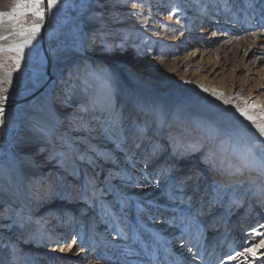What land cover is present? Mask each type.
<instances>
[{
    "label": "rangeland",
    "instance_id": "obj_1",
    "mask_svg": "<svg viewBox=\"0 0 264 264\" xmlns=\"http://www.w3.org/2000/svg\"><path fill=\"white\" fill-rule=\"evenodd\" d=\"M147 1H129L131 12H134L133 14L136 17L134 21L138 23L140 20L142 23L131 34V40H126L120 48H111V55L108 57H111L113 63L110 60L103 61L102 64L87 60V58L92 57L94 45H97L95 38L91 39L92 35L88 25V18L94 12L96 0H59L57 7L50 13L46 32L48 50L51 54V60L55 59L63 62V65L59 67L52 66L54 76L52 82L54 84L35 100L42 95H45L48 101L53 97L52 102L56 106L60 101L66 100L67 110L72 115L78 110L80 100L89 94L88 98H91V100L88 104L100 107L106 102L108 92L107 90L101 92L94 85L90 86L86 92V89H84L86 83L92 82L91 80L87 81L91 75L89 70L98 72L101 65L104 66L105 70H110L113 74L119 75L118 62H124L125 66L129 65L130 75L127 77L129 81L125 82L130 90L126 88L127 86L120 85L119 80H114L110 76L107 77L109 81L119 85L120 91L115 90L111 94L113 106L111 116L104 119L105 114H102L100 117L105 122L109 121L107 122L108 127L105 129V134H99L100 137H96L98 135L97 131L93 130L100 124V120L97 114L94 113L96 122L93 127H87V132L90 133H83L78 136L72 133L73 135L70 136L69 140L57 134V137H55L56 142L53 140L54 134L49 133L50 142L47 145L41 143L38 149L35 148L32 152H29L31 156L35 157V164L39 165L38 168L41 169V172L34 173L31 179L41 176L40 180L42 182L52 177L50 181L52 192L48 195L45 193L43 199L47 198L46 201L41 200L42 207H40L37 217H41L40 219L35 220L31 216H24L31 226L27 227L23 235L22 233L19 235L27 236L28 239L24 244L28 245L27 248L29 247V249L26 251V248H19L21 251L18 252L20 257L24 256L27 259L28 264H178V260L183 259L186 254L188 258L194 253L200 255L201 261L199 264L240 263L236 259H232V254H229L231 247L232 253L246 249L244 243L246 242L247 233L243 234V237L238 236V234V237H233L236 236V233L233 232H237L239 220L243 216V214H237L245 211L244 198H239L237 203L233 204V208L228 210L227 205L232 196L228 197L227 200L225 199L230 194L232 187L235 188L234 192L237 193L244 190L240 186L238 188L237 185H232L238 180L239 183L242 180H249L247 177L249 175L248 171L243 173V169L252 171L251 176H253L254 181H258L264 172L262 162L252 159L249 154L253 146L257 150L264 148V144L256 143L257 141H264V137L260 136L251 123L237 111V108L249 109L258 121H264V115H261L264 113V86L260 87L257 84L260 78L264 77V0H203L202 3L200 0H151L149 5ZM14 4L15 0H0V12H12ZM229 5L233 6V12L227 14L230 12V9H227ZM224 9L227 10L226 14L219 15L220 12H224ZM188 12H191L189 17L193 16V20L189 23L190 26L187 30V36L184 38L185 41L182 42V39L178 41L181 34L177 39L173 36L188 24V18L186 17ZM197 18L205 21V29H208L201 42L203 48L201 50L206 53L202 54L197 63L185 65L188 61L186 57L189 54L186 46L188 47L187 44L195 38L197 26L193 21ZM4 20H8L7 17ZM143 21H147V23H143ZM31 22L32 18L28 17L23 23L28 26ZM42 28L31 47L25 49V56L21 61L19 70L11 73V85L2 86L5 90L0 94L8 96L7 102L28 98L36 93L46 80L48 64L40 40ZM170 28L173 31L170 32ZM132 48L134 51L133 54H130ZM123 56H125V59H122ZM166 57H168L169 63L176 61L179 64L170 73L164 67ZM221 57L224 59L221 60ZM137 58H140L141 62L143 61V65L139 68ZM145 60L149 62H145ZM218 61H220L219 65L216 64ZM11 63L12 61H7V64L10 65ZM54 63L53 61L52 65ZM143 68L146 76L139 73ZM158 72H162L161 79H156ZM199 75L207 76L208 79L217 82L225 76L224 79H221L227 84L228 88L224 100H229V106L233 107L231 112L217 113L210 111L213 106L218 104L222 106L225 103L224 101L220 102L219 98H211V92L214 91L210 90L208 93L203 94L202 90H199L200 86H205L204 83L199 82L200 79L197 77ZM3 76L4 70H0V78ZM139 77L142 82L136 81L139 80ZM63 80H65V83L61 88L58 87ZM233 83L234 87L231 91L229 86ZM239 91L242 94L240 98L237 97ZM141 93L147 95V106L141 104ZM168 94L172 95L169 100L170 110L167 117L163 119L164 126H161L158 135L162 140L166 137V140H163V144L161 143L162 140H159L161 149H157L158 152L153 154V147L150 148V144L140 146L132 140L135 137V131L139 130L141 124L143 126L149 124V121L151 123L155 119L161 120V118H164L163 111L165 107L163 109L160 104H162V98L165 99ZM247 96L248 99L243 101ZM235 97L236 100H234ZM208 99L211 102L207 104L206 100ZM253 103L256 104L255 108L252 107ZM25 105L27 104L6 111V123L0 126V166L6 165L8 168L11 160L19 154L18 142L21 135L25 133L23 127L26 117ZM158 108L160 110L156 111ZM93 110H95L94 107ZM43 117H40V119ZM85 117H87L86 113ZM144 119L146 120L143 121ZM205 121L210 123L211 138H207L203 131L201 124ZM114 123L119 125V130L115 135L111 134ZM170 129L175 131V136L169 133ZM164 132L165 136L161 137ZM68 134L65 136L68 137ZM220 136H223V139ZM48 137L46 141H48ZM58 141L61 143L59 144ZM222 142L226 143L225 150H222L224 152L220 150L221 146L219 148ZM172 143H175V145L181 144V147H178L175 151L174 157L180 162L184 160L188 167L183 170L174 161V158H170L171 160H168L169 158L165 159L168 162H164L163 171L161 170L163 167L161 159L158 163V169L156 164L151 166L157 157L165 154L166 149ZM164 144L166 149L163 150L162 146ZM69 146L70 148L73 146L71 148L72 152H70ZM79 146L83 149L80 152H83L85 160L87 159L85 154L89 153L91 156L88 159L89 161L86 160L87 162L83 163L85 167L79 166V161L76 160L80 153ZM136 146H138L137 150H135ZM50 148L53 152L52 155H48L45 151ZM129 148L133 151V160L124 163L122 156L124 155L126 159L125 155ZM242 149L247 151L246 155L242 152ZM209 152L213 155L209 156ZM65 153L69 154V159L72 160L73 158V161H70L68 157H64ZM167 154V157L171 156L170 152ZM107 155L110 157L106 160ZM64 158L68 160L66 163L68 166L66 167L62 163ZM99 162L105 168H107L106 164L109 165L108 168H111L109 171L113 173L111 185H108L110 187L108 191L110 192L107 193V196L111 198V202L114 203L115 207L109 205V201L108 208L113 207L118 210L116 214L119 215V220L116 219L117 229L114 230L116 226L111 228L105 241L94 244L95 236L88 225V221L91 219V217L88 218L91 212L90 207L94 205H92L93 201L88 199L89 192L86 193L85 201L79 199L78 187L83 180L79 169L81 171L83 169V172H87V174L89 170L90 177H94L91 184L96 181L97 186L99 184L103 186L100 182L104 178L102 173H109L102 172V179L99 180L94 168H88V165L91 167L98 166ZM146 162L148 163L146 164ZM199 163L209 166L207 174L203 175L201 179L202 169ZM73 164L75 167L71 166ZM176 164L177 166H175ZM143 167H150L149 170L145 168L149 172L145 173ZM210 167L231 172V176L241 173V176L237 177L236 182L232 179V181L226 183L223 180L218 181V178L211 179V182H209L207 181L208 178H214L211 177L212 169ZM84 168H88V170H84ZM73 171H78V176ZM137 171H139V174ZM180 171H183V173ZM195 174L197 176L194 182L193 175ZM171 178H183L185 180L187 185L183 197L185 203L173 202L169 198L172 187ZM197 179H199L198 182ZM213 182L223 183L229 187L225 190L221 189L220 193L210 192L208 186ZM117 184L119 187V184H123L125 193H119ZM44 186L46 188L47 185ZM73 186L77 188L74 191H72ZM250 187L251 185L248 188ZM69 191L72 192H70L72 195ZM244 191H247V189ZM209 192L210 194L207 195ZM262 193L264 194L263 190L261 195ZM218 194H220V198L217 197ZM103 198L105 199V197ZM133 198L137 201H134ZM213 198H215V203L210 205L209 201ZM140 206H143V208ZM205 206L207 207L206 210ZM78 209L79 212L86 210V216H81V219L77 217L79 213L74 212ZM162 211H170L171 216H162ZM147 212L150 214V220H147ZM260 212L259 209H254L253 212V219L257 217L254 228L256 230L264 225L263 218L261 219L262 223L258 226ZM180 215L195 217L196 227L189 228L187 233L184 232L182 225H178V222L174 223V219ZM124 217L130 223L124 221ZM233 217H235L234 221H232ZM51 219L55 222L57 220L64 222L68 219V223L71 222L68 228L69 235H66L67 239L65 237L55 243L45 242L46 238H53V235H51V231L48 233L46 227L40 225L39 221L47 223ZM83 220L88 223L86 222L85 225ZM163 221L167 224H165V229L169 230L167 232L168 236L163 240L169 242L170 246L172 245L171 249L169 246L160 244L159 239L150 232L153 228L156 230L161 228ZM161 222H163L162 225H160ZM15 223L14 219H8L7 224H3V229L7 230L12 227L18 233ZM58 227L60 226L55 229L56 234H58ZM227 228L233 230L230 231ZM42 231L44 232L40 233ZM215 231L219 232L212 237ZM44 234L46 236H43ZM212 239L213 242L208 245ZM225 239H228L227 242ZM186 240H191L187 249L191 247L193 251H187L184 256L182 255L179 258L180 253L176 251L180 244L186 243ZM232 240L235 241L233 245L230 243ZM260 242H264V238L259 239ZM215 243L217 244L215 245ZM82 246V250L78 251ZM216 247V257L222 253L219 255L217 263H215L216 258L213 262L210 261L211 257L215 255L212 253H215L214 248ZM225 249L228 250L223 254ZM173 250L175 251L174 254L172 253ZM25 251L26 254H24ZM52 251L56 253L48 254ZM209 256H211L210 259H208ZM20 257L17 263L20 261ZM43 257L47 260L46 262L42 259ZM86 257L89 259L88 262H86ZM253 259H256L257 264L262 263L259 258ZM186 264L198 263L190 261ZM262 264H264V261Z\"/></svg>",
    "mask_w": 264,
    "mask_h": 264
},
{
    "label": "bare ground",
    "instance_id": "obj_2",
    "mask_svg": "<svg viewBox=\"0 0 264 264\" xmlns=\"http://www.w3.org/2000/svg\"><path fill=\"white\" fill-rule=\"evenodd\" d=\"M129 1L130 0H96L95 5H94V12L88 18V25H89V29H90V32L92 35L91 39L95 38V42L97 45H94L93 54L91 55L92 57L87 58V60H91L93 63L94 62H100L101 63L103 61L107 62L109 60H110V62H112L111 57H108L109 55H111V53H110L111 48L112 47H115V48L119 47L120 48L126 42V40L132 39L131 34L134 32L136 27L141 25L140 23H142V22L140 20L138 21V23L134 21L136 19V17L133 14L134 12H131L132 10H131V5L129 4ZM152 1H160V0H152ZM202 1L203 0H200L201 3H202ZM220 1H222V0H220ZM150 2H151V0H148L147 4L149 5ZM203 5H205V4H203ZM232 7L233 6H230V5L227 6V9H230V12L227 14L231 13V11L233 10ZM226 12H227V10L224 9V12H220L219 15H224V14H226ZM245 14H247V13L245 12ZM189 15H191V12H188L186 15V17L188 18V24L183 26L182 29H180V32H177L173 36V38L177 39V37L181 34L180 39L178 41H180L181 39H182L181 40L182 42L185 41L184 38L187 36V30L189 29V26H190L189 23H191V21L193 20V16L189 17ZM193 22L196 23L197 29L195 30V38L192 41H190V43L187 44L188 47L186 46L187 52L189 54L186 57V59L188 61L185 63V65L197 63L198 59L202 56V54L204 55L206 53V52L201 50V48H202L201 42L203 41L204 35H206L208 32V29H205V27H206L205 21L201 20V18H197ZM143 23H147V21H143ZM19 30H20L19 26L16 25V23L14 21L4 20L3 23L0 24V37L7 36L8 40L5 41L3 39H0V44L11 43L13 40L16 39V36L14 35V33L18 32ZM169 31L171 32V31H173V29L170 28ZM40 40H41V37H40ZM41 45H42V42H41ZM133 51L134 50L132 48V51L130 52V54L131 53L133 54ZM48 52H49V50H48ZM50 55L51 54L49 53V57H50ZM151 55H153V53H151ZM123 58L125 59V56H123L122 59ZM167 58L168 57H166L164 67L170 73L173 69L177 68L179 66V64L176 63V61L173 63H169V59H167ZM83 59H85V58H83ZM223 59L224 58L221 57V60H223ZM50 60H51V57H50ZM53 61L55 63L52 66L59 67V66L63 65V62L56 61L55 59L51 60V64H53ZM137 61H139V66H138V68H139V67H141V65H143L142 64L143 61L141 62L140 58H137ZM220 61L216 62V64L220 63ZM145 62H149V61L145 60ZM47 64H48V60H47ZM146 64H148V63H146ZM99 68H101V69L98 72H92L91 70H89L91 75H90L89 79H87V81L91 80L92 82L91 83L87 82L86 87H84V89H86V92H87L88 88H90V86L94 85V86H97L101 92L104 90H107V92H108V94L106 95L107 100L100 107H95L96 105L88 104V102L91 100V98H88L89 94H87L86 96H84L85 98L83 97L80 100L78 110H76L72 115H70V113L67 110V104H66L67 101L66 100H64V101L62 100V102L60 101L58 106H56L52 102L53 97L51 98L50 101H48L46 99V96L42 95L39 99H37V100L34 99L35 101L31 100L33 102L29 101L31 103H29V102L25 103V104H27V105H25V110H26L25 116L26 117H25V122L23 124V127L25 129V133L23 135H21V138L19 139V142H18L19 154L15 159L11 160V164L9 163L8 168L6 167V165L0 166V212L4 213V218L0 219V264H28L29 263L27 261V259H25L24 256L20 257V255H19L20 254L19 252L21 251V249H19V248H24V249L26 248V251L29 249V247L27 248L28 245L24 244V242L28 239L27 236H20L19 235L20 233H22V235H23V233L27 229V227L31 226V224L27 223V219L24 216H29V217L31 216V218H34L35 220L40 219L41 217H39V218H37V217L39 214L40 207H42L41 200L46 201L47 198L43 199L45 197V193H47V195H48L49 193L52 192L50 190V186H52V183H50L52 177L50 179L48 178L47 180L42 181V182L40 180L41 176L39 178L31 179V176H33L34 173L38 174V172H41V169L38 168L39 165L37 166L35 164V157L31 156V154H29V152H32L35 148L38 149L40 147L41 143L47 145V143L50 142V139L48 137L49 133L54 134L53 140L55 142L57 141V139L55 138V137H57V134L63 136L64 138H67L69 140L70 136L73 135L72 133H74L75 136L82 135L83 133H90V132H87V127H93L94 123L96 122L95 118H94L95 117L94 113L97 114V116L99 117V120H100V124L93 130V131H97L98 135L96 137H100L99 134H102V135L105 134V129L108 127L107 122H109V121L105 122V121H103V119H100V117L102 116V114H105L104 119H106V117L111 116V111H112L111 108H113L112 98H111L112 95L111 94H113V92L115 90H119V88H118L119 85L117 83L116 84L112 83L111 81H109L107 79V77L110 76L114 80H119V84L125 87L128 85V84H126L125 81H127V82L129 81V79L127 77H129L130 72H129V65L125 66L124 62L123 63L118 62L117 69H119L118 70L120 72L119 75L113 74V72H111L110 70L109 71L105 70L104 66L100 65ZM139 73H141V75H143V76H146V72L144 71V68ZM160 75H162V72H158V74L156 75L157 76L156 79H161ZM52 77L54 78L53 74H52ZM197 77L200 79L199 82H202L205 84V86L199 85L200 86L199 90H202L203 94L208 93L211 90V91H214V92H211V98H219L220 102L224 101L225 93H226V91H228V88H227V84L221 79H224L225 76L222 77L218 82L214 81L213 79H208L207 76L205 77V76L199 75ZM47 79H48V77H46V80ZM133 79L135 80V78H133ZM46 80H45V82H46ZM263 80H264V77L260 78V81L257 83V84H259L260 87L264 86ZM136 81H141V78L139 77V80H136ZM240 82H241V80H240ZM64 83H65V80H63L61 83H59L60 86H58V87L61 88V86ZM53 84H54V82H52V83L50 82L49 87H51V85H53ZM191 85H193V84L191 83ZM233 87H234V83L231 86H229V90L232 91ZM60 88H58V89H60ZM126 88L129 89L128 86ZM124 90H126V89H124ZM236 90H237V88H236ZM213 93L222 94V96H219V97L214 96ZM240 93L241 92L239 91L238 96H237L238 98L242 97V94H240ZM203 94H201V95H203ZM141 95H142L141 96V104L143 106H147L148 105L147 104V101H148L147 95H144L142 93H141ZM171 96L172 95L168 94V96L165 99L162 98V101H161L162 104H160V105H162L163 109L165 107V110L163 111V114H164L163 117L164 118H161V120L155 119V121H153L151 123L149 121V124H146V125L144 124L143 126H141L142 125L141 124L139 127V130L135 131V134H134L135 137L133 136L134 138L132 141H134V143H136V145H137V143L140 144V146H142L143 144H147L146 146H148L150 144L151 145L150 148H152L153 145H155V144H157V146H159V144H161V143L163 144V140L161 138H159L158 135L160 134L161 126H164L163 125V119H165L167 117L168 112L170 110L169 109V100H170ZM230 97H231V95H230ZM238 98H237V100H238ZM247 99H248V96L246 98H244L243 101H246ZM234 100H236V97ZM96 102H97V100H96ZM209 102H211L210 99L206 100L207 104ZM93 107L95 110L92 111ZM232 109H233V107H230L229 103H228V104H224L222 106H219V104L215 105V106H213V109L210 111L217 112V113H227V112H231ZM159 110L160 109L158 108V110H156V111H159ZM85 113H86L87 117H85ZM261 115H264V113H262ZM40 117H43V118H41L43 120H41ZM63 120H66V121L63 123L62 122ZM145 120L146 119H144L143 121H145ZM102 124L104 125L103 129H101ZM201 125H202L203 131L205 133V136H207V138L212 136V130H211L210 123L205 121ZM39 129H44L45 133H47V134L41 133L39 131ZM141 130H142V132L139 133V131H141ZM169 131H170L169 133L172 136L176 135V133H175V131H173V129H170ZM68 132H70V133L68 134ZM67 134H68V137L65 136ZM156 134H157V136L155 137ZM47 137H48V141H46ZM220 138L223 139V136H220ZM159 140H162L161 143ZM220 140H218V141H220ZM60 143L61 142H59V144ZM167 144H168V141H167ZM225 144H224V142H222L221 145H219V148L221 146V148H220L221 151L224 149ZM136 147L137 148L135 150L138 149V146H136ZM178 147H181L180 143H178L176 145H175V143L174 144L172 143L169 145V148H167V149H166V146L164 144L162 146V149L163 150L166 149L165 154L161 155V157H157V158L155 157L156 160L154 158H151V159L155 160L154 162H152L151 166H155V164H156L157 165L156 168L158 169V165H159L158 163L160 162V159H161V163H162L161 165L163 166L161 168V170L163 171V169L165 167L164 162H168V160H171L172 158H174V161L177 162V164H179V166L181 168H183V170H185L188 167L186 162L184 160L181 162L179 160L177 161V159H175V157H174V153L178 149ZM68 148H70V146ZM71 148H70V152H72ZM131 148H129V150L126 152V155H125L126 159L124 158V155L122 156L124 159L123 160L124 163H125V161H132L133 160V151L131 150ZM50 149L45 150L48 155H52V153H53L52 149L51 150ZM78 150H79V152H80V150L83 151L82 147H80V146L78 147ZM145 150H146V148H145ZM169 152H170L171 156L167 157V155H168L167 153H169ZM222 152H224V151H222ZM242 152H244V154L247 153V151L245 149H242ZM66 153H65L64 157H68V159H69V154L67 155ZM80 153L78 155L79 157L78 156L76 157L77 158L76 160L79 161V166H84L83 163L87 162L89 160L86 159L87 160L86 161L84 159L83 152H80ZM87 155H89V153H87ZM108 155L106 156V160H107V158L110 157ZM89 157H91V156L89 155ZM167 158H169V159L165 161V159H167ZM70 161H73V158ZM67 162H68V160L66 158H64V160L62 162L65 164L64 167L68 166V164H66ZM108 163H112V162H108ZM147 163L148 162H146V164ZM177 164L175 166H177ZM199 164H200L201 169H202V173H201V177H200V179H201L203 175L207 174L206 172H207V169H209V166L206 164H203V163L202 164L199 163ZM261 164H262V167L264 170V163H261ZM99 165H102V163L99 162ZM71 166L75 167L74 164ZM105 166L107 168H105L104 165H102V168H100L99 166H95L96 167L95 168L94 166L91 167L90 165H88V168H94V172H96V174L98 175L97 179L101 180L102 176L104 177L103 178L104 180L102 179V181H100V182H102L103 185H105L103 182H105V180H107V179H111L112 174H113L109 171V169H111V168H108L109 165L106 164ZM170 166H171V164L169 165V167ZM145 168H147V167H145ZM145 168L143 167V171L145 173L149 172V171H146ZM149 169H150V167L147 168V170H149ZM211 169H212L211 177H214V178H208L207 181H209V182H211V179L215 180V178H218V181L223 180L226 183L232 181V179H233V181L236 182L237 177L239 178V175L241 176V173L237 174L236 176H231L230 175L231 172L229 173L228 171H225V170L221 171L220 169L213 168V167ZM245 171L246 172L248 171V173H249V175H247L249 180H242L241 183H239V180H238L236 183H234L232 185H237L238 188L240 186L242 188V190L244 188V190L247 189V191L243 190V191H241V193L240 192L237 193V192H234L235 188L232 187L230 194H228V196L226 197L225 200H227L228 197L232 196L228 205H227V210H228V209L233 208V206H234L233 204H236L237 200L239 198H244L243 201H244V210L245 211L239 212L237 214V215L243 214V216H241V218L239 220V223L237 226V232H233V233H236V236H233V237H238V236L243 237V234L247 233L246 242L244 243V246H246V249L244 251L243 250H237L234 253H232L231 252L232 247H231L229 255L232 254L231 255L232 259H236L237 262H240L239 264H257L256 259H253V258L261 259L262 263L264 261V242L259 243V239L264 238V225H262V227H260V229H257V230L254 229L256 226L255 219L257 217H255L253 219V212H254V209H259L261 211L260 217H259L260 221H259V225H258V226H260V223L264 222V221L261 222V219L264 218V194L262 193V195H261L262 190L264 191V172L260 176L258 181H254L253 176H251L252 171L248 170V169L242 170L243 173ZM73 172L75 173L76 171H73ZM79 172L81 173V169H79ZM102 172H107L109 174H103ZM180 172L183 173V171H180ZM69 173H70V171H69ZM101 173H102V176H101ZM137 173L139 174V171H137ZM60 176H61V174H60ZM81 176L86 177L88 179V177H90L89 170H88V174H87V172H83V173H81ZM196 176H197V174L193 175L194 182H195ZM198 180L199 179H197V182H198ZM81 183H79V184H81ZM48 184H50V185H48ZM221 184H217V183L213 182V183L209 184L208 188L210 189V192L216 191L217 193H220L221 189L225 190L229 187L223 183H221ZM44 185H47L46 188ZM92 185H94L95 188L100 187L99 186L100 184L98 185L99 187L97 186L96 181ZM119 185H120V187L117 184V186L119 187V189H118L119 193L120 194L125 193L124 188L122 186L123 184L122 185L119 184ZM250 185H251V187L248 188ZM76 189L77 188H75L74 186L72 187V191H74ZM70 192L71 191H69V193ZM86 192H89V190H87ZM105 192L107 193L106 190H105ZM210 192L207 193V195H209ZM71 193H70V195H72ZM72 197H74V196H72ZM86 197H87V194H85L83 198L81 197L80 200L82 201V200L86 199ZM217 197L220 198L221 197L220 194H218ZM88 199H89V197H88ZM108 199H111V198H108ZM133 199H134V201H137L135 198H133ZM92 203L91 204L94 206L91 207L92 208L91 211L95 210L97 212L96 216H98L99 212H100L102 214V215L100 214V216L106 221L107 218L104 215L102 205L99 204L96 206L94 204V201ZM104 203H105L104 204L105 208H108L109 202H107V200H106ZM206 208L207 207L205 206V210H206ZM81 209H82V207H81ZM96 209H98V210H96ZM113 209L114 210H112L110 212H117L118 211L115 208H113ZM119 211H121V210L119 209ZM169 212L170 211H162V216L163 215H165L167 217L171 216V214H169ZM146 214H147V220H150L149 219L150 214H148V212ZM72 217H74V216H72ZM90 217H91V219L89 220L88 225H89L90 231L93 232L91 227H93V225H97L98 222L96 221V217L94 216L93 212L90 214V216L88 218H90ZM8 219H14V221L16 222L15 226L18 229V233L14 230L15 228H12V227H9L7 230L3 229V226H4L3 224H7ZM92 220H93V222H92ZM94 220H95V223H94ZM117 220L113 224V227L116 226V228L114 230H116L118 227L117 226ZM234 220H235V217L232 218V221H234ZM124 221L130 223V221L127 220L126 217H124ZM39 222H40V225L46 227V230L48 233H50V231L52 232L51 235H53V238H51L49 241L46 239L45 240L46 243H55L56 241L58 242L65 237L67 239L66 235L67 234L69 235L68 228H69V225L71 224L70 221H69L70 223H68V219H66V221H64V222L59 221V220H57L55 222L53 219H51L47 223L44 221H41V220ZM86 222L87 221L85 220V223H84L85 225H86ZM163 222L160 223V225H162V223H163L161 228H159L158 230L153 228V229H151L150 232L155 237H157L159 239L160 244H162L164 246H169L171 249L172 245L170 246L169 242H165V240H163L165 237L168 236L167 232H169V230L165 229L167 224L165 223V221H163ZM170 222L171 221L169 220V223ZM54 225H56V226H54ZM119 225H120V223H119ZM57 226H60V227H58L59 228V230L57 231L58 234L55 233V231H56L55 229ZM227 229L230 231L233 230L232 228H227ZM43 232L44 231H42L40 233H43ZM218 232L219 231H215L213 233L212 237L216 236L218 234ZM237 234H238V236H237ZM43 236H46V235L44 234ZM222 238H223V236H222ZM257 238H258V240H257ZM98 239H99L98 236H95L94 244L98 242ZM92 240H93V238H92ZM225 240L227 242L228 239H225ZM17 241H18V243H17ZM190 241L191 240H186V243H182L178 246V250L176 252L180 253V255L178 256L179 258L182 255L184 256L187 253V246L190 244ZM212 242H213V239L208 243V245L211 244ZM233 242H235V241L232 240L230 242L231 245H233ZM216 244L217 243H215V245ZM19 246H23V247H19ZM214 249L216 251H215V253H212V254H215V255H213V257L209 256L208 259H210V257H211L210 261L213 262L216 258L215 263H217L218 257H220L219 255H221L222 253H220L216 257L217 247ZM249 249L254 250L256 255L253 256L252 252L249 251ZM227 250L228 249H225L223 254L226 253ZM26 251L24 252V254H26ZM53 253H56V252L52 251V253L50 252L48 254L51 255ZM172 253L174 254L175 251ZM209 254L211 255V252ZM162 255L163 254L161 253V256ZM166 255H167V252H166ZM187 256L188 255L186 254V256H184L183 259H180V261L178 260V262L181 264H186L187 262L192 261L193 263L199 264L201 261L199 254H197L196 259L192 258L193 254H191L188 258H187ZM19 257H20V261L17 263V260ZM42 259H44V257ZM80 260H81V257H80ZM88 260L89 259L86 257V262H88ZM44 261L46 262L47 260L44 259ZM262 263L260 262V264H262ZM210 264H212V263H210Z\"/></svg>",
    "mask_w": 264,
    "mask_h": 264
},
{
    "label": "snow or ice",
    "instance_id": "obj_3",
    "mask_svg": "<svg viewBox=\"0 0 264 264\" xmlns=\"http://www.w3.org/2000/svg\"><path fill=\"white\" fill-rule=\"evenodd\" d=\"M59 0H15L14 8L10 13L0 12V23H3L5 17L8 20L14 21L16 25L19 26L20 30L14 35L16 39L8 44H0V70H4V76L0 78V93L5 89L2 87L4 85H11V73L13 71H18L20 68L21 61L25 56V49L31 47L33 41L36 39L37 34L40 32L43 21L45 20L46 11L51 13V11L57 7ZM46 4V8H45ZM32 18L30 25L25 26L24 21L28 18ZM255 35V33H253ZM5 41L8 40L7 36L0 37ZM13 54V55H8ZM10 60L12 63L9 65L7 61ZM214 96H222V94L213 93ZM8 100L7 95L0 94V126H3L6 123V110L4 105ZM225 104H228V100H224ZM252 107L255 108L256 104L253 103ZM237 111L247 119L251 125L258 131L259 135L264 137V121H258L256 117L246 108H237ZM104 128V125H101V129ZM119 130L118 124H113L111 129V134H117ZM43 134L45 133L44 129H39ZM257 144H264V141H257ZM158 150L153 145V154H156ZM250 156L254 160H259L264 163V148L256 149L255 146L250 149ZM213 153L209 152V156H212ZM94 177H89L88 183L91 184ZM172 187L170 189L169 198L173 202L180 204L185 203L184 200V190L186 188V182L183 178H171ZM190 203V202H189ZM215 203V198L209 201V204ZM143 208V206H140ZM4 218V213L0 212V219ZM178 222V225L183 226V231L188 232L189 228L196 227L195 217L180 215L174 219V223ZM74 242V241H73ZM83 246L81 247L82 250ZM188 252H192V248L187 249ZM252 252V255L255 256L256 253L254 250L249 249ZM193 259L197 258V254H193Z\"/></svg>",
    "mask_w": 264,
    "mask_h": 264
},
{
    "label": "built area",
    "instance_id": "obj_4",
    "mask_svg": "<svg viewBox=\"0 0 264 264\" xmlns=\"http://www.w3.org/2000/svg\"><path fill=\"white\" fill-rule=\"evenodd\" d=\"M85 158H87V160L89 159V155L85 154ZM100 168H102V165H98ZM88 170V168H84V170ZM81 173H83V169L81 171ZM77 176H78V172L75 173ZM83 180H82V183L79 184V187H78V191L80 192L79 194V199L82 197H84V195L87 193L86 191L89 190V193H90V196H89V199L91 201H94V204L97 206L99 204L102 205V207L104 208L103 211H104V215L105 217L107 218V220L105 221L101 216H100V212H99V215L96 216L97 212L95 210H92L91 212L94 213V216L96 217V221L98 222L97 225H94L93 227H91L92 231H93V234L94 236H98V242H102V241H105L106 240V236H108V233L109 231H111V228H113V224L114 222H116V219L119 220V215L116 214V212H110V210H114L113 207H115L114 203L113 202H110L109 205L113 206L112 208H109V209H106L104 207V202L107 200V202L111 201V199H108L109 197L107 196V193H109L110 191H108L110 189V187H108V185H111V179H107L105 180V182H103L105 185H100L99 188H95L94 185L92 184H89L88 183V179L86 177H82ZM100 178V177H99ZM104 180V179H103ZM66 190V189H65ZM105 190L107 191V193L105 192ZM67 192V190H66ZM105 197V200L104 198ZM103 198V199H102ZM90 209H92L90 207ZM98 210V209H96ZM89 211V210H88ZM66 212V211H65ZM64 213V212H63ZM74 213H79V218L81 219V216L85 215V213H87V211L85 210H81V212H79V209L78 211H75ZM91 214V213H90ZM89 214V215H90ZM70 215V214H69ZM88 215V214H87ZM102 215V214H101ZM86 216V215H85ZM76 220V219H75ZM89 220V219H88ZM83 222L85 223V221L83 220ZM89 222V221H88ZM48 241L51 239V237H48L46 238ZM47 241V242H48Z\"/></svg>",
    "mask_w": 264,
    "mask_h": 264
},
{
    "label": "water",
    "instance_id": "obj_5",
    "mask_svg": "<svg viewBox=\"0 0 264 264\" xmlns=\"http://www.w3.org/2000/svg\"><path fill=\"white\" fill-rule=\"evenodd\" d=\"M45 8H46V4H45ZM49 19H50V13L46 11L45 20H44V24H43V28H42V33H41V42H42L43 52H44V54L48 60V66H47V77H48V79L46 80V82L43 84V86L36 93L29 96L28 98L20 99V100H14V101H8L7 104L4 105L6 111L11 110L13 108H16L20 105H23V104H25L31 100H34L36 97H38L39 95L44 93L49 88V83L54 80V78L52 77V64H51V60L49 57L48 46H47V41H46V32H47V27L49 24Z\"/></svg>",
    "mask_w": 264,
    "mask_h": 264
}]
</instances>
